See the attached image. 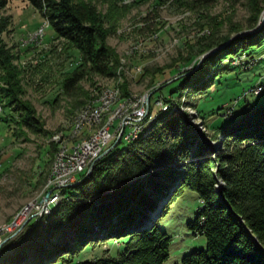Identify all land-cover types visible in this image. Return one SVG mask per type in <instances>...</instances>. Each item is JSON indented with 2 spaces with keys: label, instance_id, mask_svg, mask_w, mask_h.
<instances>
[{
  "label": "trees",
  "instance_id": "16d2710c",
  "mask_svg": "<svg viewBox=\"0 0 264 264\" xmlns=\"http://www.w3.org/2000/svg\"><path fill=\"white\" fill-rule=\"evenodd\" d=\"M6 1L0 0V7ZM28 2L47 18L54 37L64 38L80 52V62L62 81L64 90H72L89 72L116 74L119 58L106 42L110 28L103 26L94 5L82 0ZM248 3L250 26L260 24L264 0ZM233 29L242 30L237 24ZM230 34L220 41L210 39L183 57L185 65L194 57L197 60L189 68L175 67L182 82L177 96H162L168 109H158L152 121L147 119L148 126L143 125L136 139H128L124 146H119L118 140L88 173L79 174L80 180L70 185L73 191L65 194L62 188L49 212L29 218L0 246V264H49L66 259L86 241L111 237L125 239L117 255L106 248L102 255L76 264H163L170 255L172 238L158 225V218L168 208L171 196L184 186L196 190L201 199L188 225L195 233H205L208 241L206 246L186 252L180 264H264V100L248 103L242 115L219 126L217 145L201 138L188 110L182 114L187 102L182 98L184 90L187 88L189 95L206 91L225 68L229 53L242 56L249 45L264 42V25L237 35L198 65L204 52L226 42ZM10 59L11 53L0 47V63L13 84V88L0 86V100L5 99L3 105L10 109L11 121L41 131L34 110L17 97L16 65ZM120 86L123 94L129 92L126 80ZM156 90L149 96L151 110Z\"/></svg>",
  "mask_w": 264,
  "mask_h": 264
},
{
  "label": "rangeland",
  "instance_id": "374dc122",
  "mask_svg": "<svg viewBox=\"0 0 264 264\" xmlns=\"http://www.w3.org/2000/svg\"><path fill=\"white\" fill-rule=\"evenodd\" d=\"M82 1L94 5L103 19V26L110 28L106 42L115 49L119 65L113 76L95 72L85 74L70 91L63 89L62 81L80 62L79 50L64 38L54 37L47 18L28 0H7L0 7V47L11 53V64L16 65L13 79L18 88L15 90L17 97L30 105L42 127L41 131H35L11 121L10 109L3 105L5 99L0 100L1 245L16 235L29 218L48 212L35 213L37 208H32L16 232L9 230L18 215L43 201L49 189L48 198L51 196L55 187L51 181L52 169L61 146L68 144L72 147L92 133L87 128L79 135L73 133L75 119L88 103L107 89L119 91L112 109L102 120L103 127L111 116L113 120L123 119L119 115L113 116L117 109L122 107L124 116L129 115L131 100L146 95L149 99V92L157 87V97L154 96L151 103L152 114L143 120L148 126L158 115V109L165 111L169 107L167 103L159 107L157 99L180 93L182 78L175 67L189 68L197 60L194 57L185 65L183 57L197 51L210 39L220 41L229 33L255 31L264 25L263 9L257 21L260 24L250 26L253 22L248 0H213L209 3H194L192 0L187 3L178 0ZM212 19L222 20V23H215ZM234 24L241 26L242 30L233 31ZM223 65L225 68L206 91L189 95L186 88L182 93V98L187 101L182 112L188 110L191 113L189 120L198 128L201 138L215 145L220 142L216 136L219 126L242 115L248 103L264 100V42L249 45L242 56L229 53ZM156 68L161 71L154 72ZM9 75L0 63V86L13 88ZM124 80L128 82L127 94L122 93L120 86ZM229 114L233 116H227ZM149 118L150 121H146ZM100 125L95 128L99 129ZM126 136L119 146L128 142ZM191 157L197 159L192 154ZM91 167L77 173L75 182L57 187V201L61 197L60 190L63 188L65 194L73 191L70 185L78 182L79 174L88 173ZM56 202L50 204L49 210ZM200 205L198 192L187 186L171 196L168 208L158 218V225L172 238L170 255L163 264H180L186 252L207 245V235L193 232L188 225ZM123 240L111 237L86 241L79 250L67 254L66 259L59 258L49 264H76L78 260L102 255L106 248L111 255H117L123 248ZM69 257L70 261L67 260Z\"/></svg>",
  "mask_w": 264,
  "mask_h": 264
},
{
  "label": "built area",
  "instance_id": "2783aa9c",
  "mask_svg": "<svg viewBox=\"0 0 264 264\" xmlns=\"http://www.w3.org/2000/svg\"><path fill=\"white\" fill-rule=\"evenodd\" d=\"M111 96L112 94L107 96L104 103L108 101ZM147 96L148 95L142 99L131 100L129 115H127L123 120H113L104 131L95 133L83 147H77L71 151H67L66 154H59L54 171H64V179L60 182H55V187L52 188L53 190L51 196L45 203H42L43 201H41L39 204L31 206L22 215H18L12 226L18 225L20 228L23 223L22 219L27 215L30 209L37 208L36 213H38L40 209L50 205L58 192L56 190L57 187L64 186L71 181H75L77 173L84 171L89 165H91L93 160L96 159L100 153L106 150L111 142H116L121 139L124 134L133 132L137 126H140V121L144 115L152 114V112H150L151 109L149 108V99ZM164 102L165 100L163 97H159V107H161ZM101 110L102 107L98 110L96 116Z\"/></svg>",
  "mask_w": 264,
  "mask_h": 264
},
{
  "label": "bare ground",
  "instance_id": "6f19581e",
  "mask_svg": "<svg viewBox=\"0 0 264 264\" xmlns=\"http://www.w3.org/2000/svg\"><path fill=\"white\" fill-rule=\"evenodd\" d=\"M41 33V32H40ZM230 43V42H229ZM102 93V92H101ZM112 94V96L110 97V99H108V101H106L105 103H104V100H105V98L107 97V96H110ZM118 95H119V91L118 90H116V89H107V90H105L104 92H103V94L100 96V97H98L97 99H95L94 101H92V102H90V103H88L83 109H81V112H79V114L77 115V117H76V119H75V126H74V131H73V133H74V135L76 136V135H79L85 128H87L88 130H91L92 131V133L88 136V137H86V138H84L83 140H81V141H78L74 146H72V147H70L68 144H63L62 146H61V148H60V150H59V152L57 153V157H56V159H55V161H54V165H53V169H52V175H51V181H52V183L54 184V186H55V182H60V181H62L63 179H64V171H54L55 170V168H56V164H57V161H58V155L59 154H66V152L67 151H71L72 149H75V148H77V147H83L85 144H86V142L87 141H89V139L95 134V133H98V132H102V131H104L109 125H110V123L113 121V118H112V116H111V118H109L108 120H107V122H106V124L102 127V120H103V118L105 117V115H106V113L109 111V110H111L112 109V106H113V104H114V101L116 100V98H118ZM117 102V101H116ZM104 103V104H103ZM165 103L166 102H164V104L161 106V107H163L164 105H165ZM103 105V106H102ZM102 107V110L99 112V114L96 116V114H97V112H98V110L100 109ZM111 108V109H110ZM1 110H2V104L0 103V112H1ZM123 110V112H121ZM114 112V111H113ZM124 112H125V109L124 108H122V107H120L119 109H117L114 113H113V116H115V115H119L120 117L122 116L123 117V119L126 117V116H124ZM147 115H149V114H145L144 115V117L141 119V121H140V126H137L136 128H135V130L133 131V132H129V133H127V136H126V138L125 139H136L137 137H138V133H139V131L140 130H142L143 129V125H144V122H143V120L144 119H146V117H147ZM96 116V117H95ZM122 119V120H123ZM99 124H101L100 126V128L99 129H96L95 128V126L96 125H99ZM86 129V130H87ZM96 129V130H95ZM125 137V134H124V136L121 138V139H119V140H122L123 138ZM118 142V140L115 142V143H117ZM112 143L113 142H111V145H112ZM110 145V146H111ZM116 145V144H115ZM109 147V146H108ZM112 147V146H111ZM105 151V150H104ZM103 151V152H104ZM102 152V153H103ZM102 153H100L98 156H97V158L96 159H94L93 160V163L101 156V154ZM92 163V164H93ZM90 166V165H89ZM88 166V167H89ZM87 167V168H88ZM86 168V169H87ZM85 169V170H86ZM84 170V171H85ZM54 171V172H53ZM76 181V180H75ZM75 181H71V182H69L68 184H71V183H73V182H75ZM81 182V181H80ZM68 184H65L64 186H66V185H68ZM53 186V185H52ZM58 196H59V194H58V192L56 193V196H55V198H54V200H53V202H56L57 201V198H58ZM32 206H35L34 204L32 205ZM49 208H50V205H48V206H45V207H43L42 209H40L39 211H38V213L40 212V211H43V210H45L46 212L48 211H50L49 210ZM27 210H25L24 212H26ZM35 213H36V211H34ZM37 215H39V214H37ZM27 218V217H26ZM21 227V226H20ZM19 229V227L16 229V227H10V229L9 230H11L12 231V233H14V232H16L17 230Z\"/></svg>",
  "mask_w": 264,
  "mask_h": 264
},
{
  "label": "water",
  "instance_id": "95a60500",
  "mask_svg": "<svg viewBox=\"0 0 264 264\" xmlns=\"http://www.w3.org/2000/svg\"><path fill=\"white\" fill-rule=\"evenodd\" d=\"M263 18H264V10H263ZM250 31H254V30L242 31V32H239V33H237V34L232 35V36H231L226 42H224V43H222V44H219V45L213 47L212 49L206 51V52L202 55V57L200 58L199 62H201L206 56H208V55L211 54L212 52H214V51H216V50H218V49H220V48L226 46V45H227V44H228L233 38H235L237 35H242V34H245V33L250 32ZM199 62H198V63H199ZM180 75H181V74H179L178 76H180ZM154 89H155V88H154ZM154 89H152V90L149 92V94H151V92H153ZM156 89H157V87H156ZM114 144H116V143L113 142L111 146H113ZM111 146H109L104 152H106L107 150H109V149L111 148ZM91 165H92V164H91ZM91 165H90V167H91ZM49 193H50V189L46 192L45 197L43 198V201H44V202L47 200ZM0 245H1V243H0Z\"/></svg>",
  "mask_w": 264,
  "mask_h": 264
}]
</instances>
